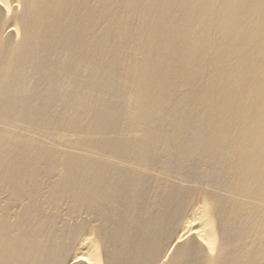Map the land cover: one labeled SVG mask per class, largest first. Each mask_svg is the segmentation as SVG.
Segmentation results:
<instances>
[{
    "label": "bare ground",
    "instance_id": "bare-ground-1",
    "mask_svg": "<svg viewBox=\"0 0 264 264\" xmlns=\"http://www.w3.org/2000/svg\"><path fill=\"white\" fill-rule=\"evenodd\" d=\"M0 264H264V0H0Z\"/></svg>",
    "mask_w": 264,
    "mask_h": 264
}]
</instances>
